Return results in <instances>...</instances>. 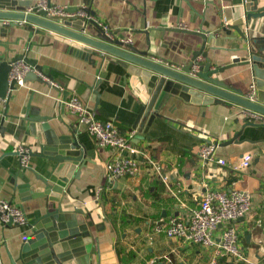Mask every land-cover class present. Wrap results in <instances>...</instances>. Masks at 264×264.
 I'll use <instances>...</instances> for the list:
<instances>
[{
  "label": "crops",
  "instance_id": "crops-1",
  "mask_svg": "<svg viewBox=\"0 0 264 264\" xmlns=\"http://www.w3.org/2000/svg\"><path fill=\"white\" fill-rule=\"evenodd\" d=\"M189 1L201 16L197 17L195 28L201 27L221 37L206 45L212 65L224 66L231 58L242 54L229 51L241 43L222 39L225 34L221 28L244 24V0ZM50 2L57 4L58 0ZM75 6L87 7L115 38L130 39L136 51L149 50L170 63L186 64L190 59L186 48L196 50L201 44L195 36L164 32L160 37L150 30L162 22H167L168 27H180V24L188 27L189 11L184 3L179 19L172 0H75ZM263 22V19L254 20L248 25H262ZM28 27V23L16 21L8 28L5 39L13 50L9 55L22 53L35 60L43 74L59 86L45 76L38 80L34 72L11 92L6 112L19 116L30 102L41 115L54 117L50 125L57 134L71 135L77 147L84 151V166L68 187L74 206L88 208L93 217L90 264H209L208 250L155 234L152 222L160 217L185 219L206 190L228 192L232 189L249 192L252 208L247 217L237 221L243 259L228 261L222 258L220 264H264V123L247 124L241 108L234 104L199 105L170 96L160 110L161 117L156 118L145 133L141 120L135 124L141 103L125 81L128 75L118 64H108L98 84L99 97L95 102L91 100V89L98 78L99 62L92 66L70 54L63 41L34 35ZM86 32L96 35L94 29L86 28ZM231 36H235L233 31ZM235 72L244 74L235 77L232 75ZM218 78L243 93L254 85L248 67L226 70ZM65 87L69 91H65ZM66 92H71L66 100L79 97L99 119L112 121L121 133L135 131L132 142L156 161L159 171L143 166L136 177L110 179L106 164L112 158V151L99 147L65 107L62 111L61 100ZM4 111L5 101L0 100V119ZM62 116L68 122H64ZM13 122L15 125H11ZM3 125L12 127L0 138V154L15 152L19 145L37 152L36 141L20 134L23 129L20 122L5 118ZM14 135H19V139L15 140ZM236 135L234 141L226 144ZM208 140L219 143L218 157L227 160L235 156L237 159L225 165H201L197 151ZM246 154L251 155L249 167L234 169ZM19 161L17 156L0 160V199L20 207L27 223L4 225L0 221V264H13L12 261L22 264L18 260L19 247L31 233V224L44 212V198L22 201L16 186L9 183L10 173L4 167L19 169ZM38 163L37 158L30 157L27 168L36 169ZM23 172L34 180L30 170ZM53 206L50 203V207ZM95 224H103V227L96 229Z\"/></svg>",
  "mask_w": 264,
  "mask_h": 264
},
{
  "label": "water",
  "instance_id": "water-1",
  "mask_svg": "<svg viewBox=\"0 0 264 264\" xmlns=\"http://www.w3.org/2000/svg\"><path fill=\"white\" fill-rule=\"evenodd\" d=\"M33 3L34 0H0V100L5 101V111L0 119V138H4L5 133L12 127L3 125L5 118L20 122L23 127L20 134L36 141L37 152L31 151L29 156L39 160L36 169L22 167L20 163L19 169L4 168L10 173L9 183L16 186L22 201L44 198V212L31 224V233L23 239L19 247L18 260L22 264H90L93 244L90 224L94 225L93 217L88 208L74 206L68 187L79 176L80 168L84 166V151L77 147L71 135L63 132L57 134L56 129L50 125L54 117L41 115L30 102L21 115H7L8 100L11 92L17 87L14 80H9L13 63L21 61L36 71L38 75L36 74L35 78L38 80H41L39 77L43 75L51 80L52 84L59 86L50 76L43 74L35 60L22 53L9 55L13 50L5 39L8 28L14 26L16 21H24L28 23V30L34 35L63 41L70 54L88 61L92 66L99 62L98 78L91 89V100L95 102L99 97L98 84L105 76L108 64H118L128 75L125 81L141 103L135 124L141 120V123L145 124L146 133L154 120L161 117L160 110L170 96L199 105L227 102L264 114V22L262 25L258 23L248 25L250 21L264 20V0H244L246 13L243 17V26L237 24L221 28V32L225 34L222 39L241 43L229 51L242 53L231 58L224 66L212 65L206 50L207 44L221 37L201 27L195 28V21L201 16L189 0H172V5L178 9V19L184 12L182 3L187 6L189 11L187 28L168 27L167 22L150 28L160 37L164 32L198 37L201 41L198 49L186 48L190 54L186 64L170 63L149 50L138 52L131 45L115 38L112 32L106 34L91 20L81 17L47 16L43 10L37 14H27L26 9ZM57 5L65 6L64 11L69 14L79 9L92 14L87 7L75 6V0H58ZM86 28L94 29L96 35H89ZM232 31L235 36H231ZM253 32L263 34L254 35ZM239 67H248L256 90L257 102L247 100L246 92L243 93L218 78V75L226 70ZM33 70L26 73L23 82L35 74ZM239 74L242 76L244 73L235 72L232 75L238 77ZM69 93L71 92H66V95L64 93L61 100L62 111ZM62 119L68 122L63 116ZM237 136L226 144L234 141ZM14 139H19V135H14ZM8 156L19 158L16 151H5L0 154V160ZM24 169L34 174V180L25 176ZM50 203L54 205L52 208ZM11 224L9 222L7 225ZM101 227L103 224H95L96 229ZM12 262L17 264L15 261Z\"/></svg>",
  "mask_w": 264,
  "mask_h": 264
},
{
  "label": "built area",
  "instance_id": "built-area-1",
  "mask_svg": "<svg viewBox=\"0 0 264 264\" xmlns=\"http://www.w3.org/2000/svg\"><path fill=\"white\" fill-rule=\"evenodd\" d=\"M42 10L46 12L47 16L81 17L91 20L97 23L106 34L110 32L107 26L95 19L93 14H88L82 9L69 14L64 11L65 6L53 4L50 0H35L25 12L37 14ZM180 28H187L186 24H180ZM121 41L129 45L132 42L130 39ZM11 66L9 80H14L16 86L22 85L26 73L33 70L21 61L13 63ZM41 77L43 78V75ZM245 97L251 102H257L253 84L250 85ZM64 106L78 126H83L86 132L96 140L99 147L109 148L112 151V158L106 164V171L110 179L136 177L143 166L156 172L159 171L156 161L145 150L132 142L135 131L126 134L121 133L112 121L99 119L77 96L65 100ZM241 110L246 123H264L263 113L242 107ZM218 146L217 141L208 140L199 147L197 155L201 165L205 166L210 163L225 165L227 162L237 159L235 156H231L227 160L218 157L216 154ZM15 151L19 155L21 166L27 167L30 148L19 145ZM250 161V154L243 155L234 169L247 168ZM162 180H165L164 177ZM251 208L252 197L245 190L232 189L228 192L206 190L196 206L189 210L187 218L172 217L166 219L160 217L152 222V230L155 234H164L169 240L197 245L208 250L209 264H220L222 258H226L228 261L242 260L237 221L247 217ZM0 221L4 225L9 222L25 225L27 218L20 207L0 199Z\"/></svg>",
  "mask_w": 264,
  "mask_h": 264
}]
</instances>
